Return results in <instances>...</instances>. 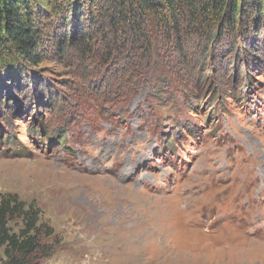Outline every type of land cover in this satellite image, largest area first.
I'll return each mask as SVG.
<instances>
[{
	"label": "rangeland",
	"instance_id": "obj_1",
	"mask_svg": "<svg viewBox=\"0 0 264 264\" xmlns=\"http://www.w3.org/2000/svg\"><path fill=\"white\" fill-rule=\"evenodd\" d=\"M46 15L0 87V199L54 231L30 264H264V20L104 64L59 55Z\"/></svg>",
	"mask_w": 264,
	"mask_h": 264
},
{
	"label": "trees",
	"instance_id": "obj_2",
	"mask_svg": "<svg viewBox=\"0 0 264 264\" xmlns=\"http://www.w3.org/2000/svg\"><path fill=\"white\" fill-rule=\"evenodd\" d=\"M44 14L51 29L60 33L57 41L53 36V43L63 57L77 52L92 60L98 50V63L109 64L119 55L124 59L141 53L149 60L155 55L158 64V53L173 42L178 47L200 39L208 43L228 32L246 36L249 31L258 38L264 0H0V72L7 74L12 66L18 67L15 75L1 77L3 89L25 88L22 74L17 73L41 63L38 18ZM240 22L251 29H244ZM64 143L58 142L60 147ZM14 220L23 223L18 233L11 227ZM53 234L40 223L35 206L27 208L16 195L0 199V264H30L40 252L42 235Z\"/></svg>",
	"mask_w": 264,
	"mask_h": 264
},
{
	"label": "bare ground",
	"instance_id": "obj_3",
	"mask_svg": "<svg viewBox=\"0 0 264 264\" xmlns=\"http://www.w3.org/2000/svg\"><path fill=\"white\" fill-rule=\"evenodd\" d=\"M100 167V166H99ZM120 176H121V173H120ZM112 179H114V178H112ZM115 180V179H114ZM116 181V180H115Z\"/></svg>",
	"mask_w": 264,
	"mask_h": 264
}]
</instances>
